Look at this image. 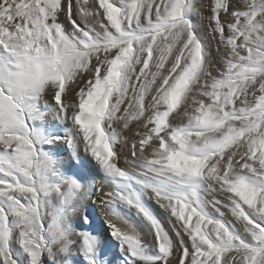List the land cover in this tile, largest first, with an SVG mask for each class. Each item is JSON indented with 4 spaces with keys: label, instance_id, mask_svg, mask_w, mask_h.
<instances>
[{
    "label": "snow or ice",
    "instance_id": "1",
    "mask_svg": "<svg viewBox=\"0 0 264 264\" xmlns=\"http://www.w3.org/2000/svg\"><path fill=\"white\" fill-rule=\"evenodd\" d=\"M114 254L264 264V0H0V264Z\"/></svg>",
    "mask_w": 264,
    "mask_h": 264
},
{
    "label": "rangeland",
    "instance_id": "2",
    "mask_svg": "<svg viewBox=\"0 0 264 264\" xmlns=\"http://www.w3.org/2000/svg\"><path fill=\"white\" fill-rule=\"evenodd\" d=\"M126 151L127 150H125V153L122 154V156H121V166L122 167H126L127 166L126 162H125ZM62 155L66 157L67 153H63L62 152ZM81 155L83 156V153H81ZM101 177H102V174H101V176H97L96 183L97 184H104L105 191H108V185H107L106 181L104 179H102ZM153 208L157 212V214L161 217L162 220L165 219V221L163 220L165 222V226L171 230V224L168 221L167 214L164 213L162 210L158 209L155 205H153ZM93 215L96 217V220H95V222L92 225V229H97L99 234L104 235V231L103 230L106 227V225L103 224V221L105 220L104 211L100 207H96L95 210H94ZM227 218L231 219L230 216H228ZM74 227H75V225H74ZM84 230H91V229H89L88 226L85 225L84 226ZM110 258L113 260V264H120V261L118 259V254L112 255ZM78 259L79 258L77 257V264H78Z\"/></svg>",
    "mask_w": 264,
    "mask_h": 264
},
{
    "label": "bare ground",
    "instance_id": "3",
    "mask_svg": "<svg viewBox=\"0 0 264 264\" xmlns=\"http://www.w3.org/2000/svg\"><path fill=\"white\" fill-rule=\"evenodd\" d=\"M107 190V189H106ZM165 221V219H163Z\"/></svg>",
    "mask_w": 264,
    "mask_h": 264
}]
</instances>
